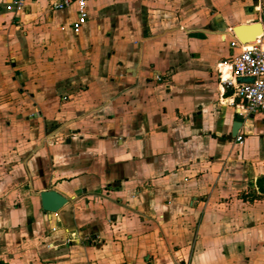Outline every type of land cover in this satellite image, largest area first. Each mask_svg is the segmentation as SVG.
Here are the masks:
<instances>
[{
  "label": "crops",
  "instance_id": "1",
  "mask_svg": "<svg viewBox=\"0 0 264 264\" xmlns=\"http://www.w3.org/2000/svg\"><path fill=\"white\" fill-rule=\"evenodd\" d=\"M10 3L0 264H264V113L218 74L264 0H88L77 33L74 5ZM44 191L68 202L46 213Z\"/></svg>",
  "mask_w": 264,
  "mask_h": 264
},
{
  "label": "built area",
  "instance_id": "2",
  "mask_svg": "<svg viewBox=\"0 0 264 264\" xmlns=\"http://www.w3.org/2000/svg\"><path fill=\"white\" fill-rule=\"evenodd\" d=\"M29 1L32 0H11L8 9L20 13ZM87 3L88 0H52L51 6L53 10H63L73 5L76 7L77 19L73 29L77 33L88 21ZM259 12L264 16V8ZM232 35V46L237 47L239 53L230 62L219 65V81L224 89L232 91L238 114L248 118L264 113V33L249 43H242L233 32ZM237 140L242 142L243 136L239 135Z\"/></svg>",
  "mask_w": 264,
  "mask_h": 264
},
{
  "label": "water",
  "instance_id": "3",
  "mask_svg": "<svg viewBox=\"0 0 264 264\" xmlns=\"http://www.w3.org/2000/svg\"><path fill=\"white\" fill-rule=\"evenodd\" d=\"M263 27L261 23H253V24H243L238 25L233 28L234 35L242 42L249 43L250 41H255L257 35L260 34ZM237 118H240L237 115ZM241 127V123L237 122L234 124L233 133L234 137L237 136L239 129ZM42 209L46 213H57L66 203L67 199L55 191H44L40 194Z\"/></svg>",
  "mask_w": 264,
  "mask_h": 264
},
{
  "label": "trees",
  "instance_id": "4",
  "mask_svg": "<svg viewBox=\"0 0 264 264\" xmlns=\"http://www.w3.org/2000/svg\"><path fill=\"white\" fill-rule=\"evenodd\" d=\"M258 190L262 195H264V176L258 180Z\"/></svg>",
  "mask_w": 264,
  "mask_h": 264
},
{
  "label": "bare ground",
  "instance_id": "5",
  "mask_svg": "<svg viewBox=\"0 0 264 264\" xmlns=\"http://www.w3.org/2000/svg\"><path fill=\"white\" fill-rule=\"evenodd\" d=\"M261 32H262V31H261ZM261 32H260V35L262 34ZM252 42H253V40H252Z\"/></svg>",
  "mask_w": 264,
  "mask_h": 264
},
{
  "label": "rangeland",
  "instance_id": "6",
  "mask_svg": "<svg viewBox=\"0 0 264 264\" xmlns=\"http://www.w3.org/2000/svg\"><path fill=\"white\" fill-rule=\"evenodd\" d=\"M260 34H258L257 36H259ZM250 42H252V41H250Z\"/></svg>",
  "mask_w": 264,
  "mask_h": 264
}]
</instances>
